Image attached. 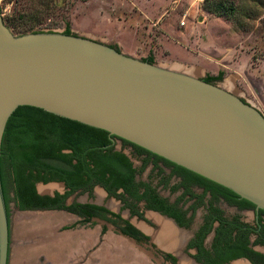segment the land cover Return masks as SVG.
Wrapping results in <instances>:
<instances>
[{
    "label": "water",
    "instance_id": "water-1",
    "mask_svg": "<svg viewBox=\"0 0 264 264\" xmlns=\"http://www.w3.org/2000/svg\"><path fill=\"white\" fill-rule=\"evenodd\" d=\"M19 106L103 129L264 210V114L220 84L75 33L15 35L0 12V156ZM8 253L0 180V264Z\"/></svg>",
    "mask_w": 264,
    "mask_h": 264
},
{
    "label": "rangeland",
    "instance_id": "rangeland-1",
    "mask_svg": "<svg viewBox=\"0 0 264 264\" xmlns=\"http://www.w3.org/2000/svg\"><path fill=\"white\" fill-rule=\"evenodd\" d=\"M0 12L5 24L15 35L35 31L65 33L68 28L70 33L85 34L106 41V36L92 34L102 22L101 17H111L112 22L105 24L108 29L119 28L118 23H115L119 16L132 17L133 20L143 19L146 28L137 37L130 30L121 29L120 33L127 46H132L136 40L139 43V50L133 52L134 57L143 59L152 56L155 63L169 66L179 64L184 68L205 67V72L199 74V78L217 75L222 71V78L213 83L235 93L264 114V0H0ZM114 34L113 31L112 35ZM111 43L120 50L114 41ZM116 148L139 167L140 161L128 146L118 142ZM138 179L150 180L156 184L159 177L147 165ZM49 186L51 188L48 191L40 189ZM36 187L42 194L64 190L62 183L53 181L39 182ZM91 191L90 195L88 192L78 191L69 196L67 202L100 201L112 210L119 211L121 208V214L137 225L152 224L146 217L137 220L134 216H129V210L119 200L108 196L100 186H94ZM160 193L168 196L167 190H160ZM8 194V215L13 233L16 220L23 219L30 213L18 210L12 198V189ZM225 210L227 214L235 213L233 208ZM239 214L243 220L253 221L252 211ZM74 219L67 215V221ZM94 222L93 224H103L102 221ZM105 225L107 230L104 236L111 238L108 244L114 240L121 242L125 249L123 254L130 259L135 258V251L144 252L145 255H139L144 257L142 264H151L148 258L156 252L151 244L134 247L111 224ZM88 226L93 228L91 224ZM256 248L264 251L259 246ZM239 263L241 261L231 264Z\"/></svg>",
    "mask_w": 264,
    "mask_h": 264
},
{
    "label": "trees",
    "instance_id": "trees-1",
    "mask_svg": "<svg viewBox=\"0 0 264 264\" xmlns=\"http://www.w3.org/2000/svg\"><path fill=\"white\" fill-rule=\"evenodd\" d=\"M65 33L70 34L68 28ZM143 59L154 63L152 56ZM222 76L223 72L219 71L217 75H207L204 80L214 82L220 80ZM110 136L116 137L103 129L40 108L19 106L7 122L1 145L0 180L6 210L10 189L14 192L17 206L20 209L29 208L28 203H33L37 197L36 181L44 183L52 180L63 181L71 191L81 187L88 188L97 183L113 194L121 188L123 194L136 201L147 199L149 208L161 210L179 224H185L183 213L166 208L165 202L157 197L155 189L149 183L135 180L137 170L133 167L132 161L122 151L114 150ZM121 140L124 146H133L135 155L145 153L153 156L156 163L162 161L165 165L172 166L173 172L183 178L180 184L172 187L173 190L179 186L188 187L198 183L205 190L210 189L216 195L224 196L231 204H237L240 208L255 207L253 203L240 198L230 189L125 139ZM148 162V159L143 160L139 172ZM162 172L160 169L158 174ZM168 178L169 176L159 178V183L167 185ZM141 188L143 192H140ZM260 212L264 214V210L260 209ZM231 239L227 244L232 242ZM234 241L238 242L234 246V257L252 254L264 257L247 247L246 234L236 236Z\"/></svg>",
    "mask_w": 264,
    "mask_h": 264
},
{
    "label": "flooded vegetation",
    "instance_id": "flooded-vegetation-1",
    "mask_svg": "<svg viewBox=\"0 0 264 264\" xmlns=\"http://www.w3.org/2000/svg\"><path fill=\"white\" fill-rule=\"evenodd\" d=\"M111 45L113 46L114 44ZM114 47L116 48V46ZM110 140L114 150H118L116 148V144L118 142L124 146L120 138L110 136ZM127 146L132 152L134 151L133 146ZM135 156L140 161L139 167L135 166L132 162L133 167L137 170V173L135 174V180L149 183L155 189L154 193L157 195V197L165 202L164 206L166 208H170L171 211L183 213L185 224H179L173 217L162 212L161 210L149 208V202L147 199L136 201L129 195L123 194V190L121 188L117 189L113 194L108 192L101 184L97 183L88 188L81 187L71 191V189L68 188L63 181L52 180L53 182L62 183L64 185V190H56L52 194H42L36 187V185L41 181H36L35 193L37 197L33 203H28L30 207L20 209L17 206L16 201L15 205L18 210L21 211H61L74 217L75 219L73 221H67L61 226L63 230H73L78 227H86L87 229H90L88 224L93 225L94 228L98 225L93 224L95 223L94 221H97L98 223L102 221L104 223L101 225L99 224L100 235L98 236V245L105 242L104 235L107 230L105 225L106 223L111 224L115 231L125 239H130L136 244H150V237L146 236L129 218L124 217L121 214V208L119 211L112 210L107 207V205L96 200H73L71 202H67L69 196L78 191H85L90 195L94 186H100L108 196L116 198L121 202L122 206L129 210V216H136V218L140 220L144 219V214L146 211L158 212L161 215L170 218L173 221L175 227L183 230V232L185 231L184 238L181 237V242L177 246V250L173 249L171 251H160L156 249V252H154V254L148 258L151 264H231L235 261H241L239 264H264V257L257 254H252L251 256H233L234 246L236 243H238L234 241V238L238 235L242 236L244 234H246L248 242L247 247L257 253L264 255V251L256 248V246H259L264 249V214L260 212V209L257 210L255 207L240 208L237 204H231L224 196L216 195L210 189L205 190V188L198 183H193L188 187L179 186L173 190L172 187L174 185L180 184L183 178L182 176L173 172L172 166H167L162 161H157L156 163L153 156H148L145 153L142 155L136 154ZM144 159L149 160L147 165L151 166L152 172H156V175L159 178H162L163 176H169L167 185L159 183V180L156 182V184H154L153 181L150 180L138 179L140 172L146 168L145 167L139 172ZM160 169L163 171V175L158 174ZM160 190H167L168 196L162 195ZM140 192H143L142 188L140 189ZM169 196L173 197L170 198ZM12 198L14 199L13 191ZM8 207L9 204L7 205V215L9 213ZM225 208H233L235 209V213L227 214ZM243 211H252V222H247L242 219L239 212ZM146 220L147 219L145 218L144 221ZM10 236L11 224L9 220L8 261L10 256ZM230 238H232V242L227 244ZM108 239L110 238L106 237L107 241ZM107 241L106 244H108ZM112 244H114V242ZM117 244L119 246V242H117ZM96 248L97 247L94 244L86 251L85 256L89 257L88 254H90V252ZM103 251H106L105 254L107 257L115 254H110L111 252L104 248ZM107 257L103 261L101 259L100 261L97 259V262L99 264H121L118 261L114 262L111 260V258L109 259ZM86 260H89V258Z\"/></svg>",
    "mask_w": 264,
    "mask_h": 264
},
{
    "label": "crops",
    "instance_id": "crops-1",
    "mask_svg": "<svg viewBox=\"0 0 264 264\" xmlns=\"http://www.w3.org/2000/svg\"><path fill=\"white\" fill-rule=\"evenodd\" d=\"M101 21L102 22L99 24L98 29H96L92 34L98 36L103 35V37L106 36L107 41L103 38H94L89 36L90 38L108 43L110 45L112 44L111 42L114 41L122 52L131 56L134 55L133 52L139 50L137 49L139 43L137 42L136 38L134 39L136 40L135 44L132 46L130 45V47L125 44V41L121 38L122 36L120 33L121 29H125L127 31L130 30L131 33L137 37L141 30L146 28V25L143 24V19L137 18L133 20L132 17L119 16L117 17V22H115L116 24L118 23L119 28L115 29H108L105 27V24L112 22L111 17L105 15L101 17ZM170 28L172 30V27ZM113 31L115 33L114 35H116V38L113 37L114 35H112ZM83 36L86 35L84 34ZM113 38L115 39L113 40ZM161 65L184 71L196 77H201L199 74L205 72V67L185 66L184 68V66L181 67L179 64L174 66L165 64ZM27 212L30 214H26L23 219L16 220V225L14 226L15 231L13 230V233L11 229L10 256L8 264H99L97 262L98 260L100 261L101 259L103 261L107 257L105 254L106 251H103V248L111 252L110 254L115 253L114 255L107 257L109 259L111 258V260L114 262L118 261L121 264H142L144 261V257L139 256L141 254L145 255L144 252L137 253L135 251L134 259H130L129 257L127 258V255L123 254L125 249L122 247V243L120 242L118 246V240H114V244H106L107 240L105 237V242L98 245V236L100 235L99 225H97L98 227L95 226L93 229L78 227L73 230H63L61 226L67 222V213L61 211ZM34 213L41 214L36 215ZM46 213H52V215H45ZM144 215L151 221L152 224L150 226H144L142 224L140 226L135 222L133 223L137 225L146 236L150 237V244L155 249L160 251H171L173 249L177 250V246L181 242V237L184 238L185 231L183 232V230L175 227L173 221L170 218L163 216L158 212L146 211ZM134 217L137 219L136 216ZM162 224H164V226H162ZM160 227L162 230H160ZM168 228H171L172 230L170 231ZM161 232H163V234ZM124 240L131 241L130 239ZM131 242L133 243L134 247L145 245L136 244L134 241ZM94 244L97 248L88 254L89 257H86V251ZM87 258H89V260H86Z\"/></svg>",
    "mask_w": 264,
    "mask_h": 264
},
{
    "label": "bare ground",
    "instance_id": "bare-ground-1",
    "mask_svg": "<svg viewBox=\"0 0 264 264\" xmlns=\"http://www.w3.org/2000/svg\"><path fill=\"white\" fill-rule=\"evenodd\" d=\"M49 188H51L50 186L47 188V187H40V189H41V191H48V190H50ZM160 225V224H159ZM162 226H164V224H162ZM168 227V226H167ZM172 227V226H171ZM167 229V228H166ZM170 231L172 230L171 228H168ZM160 230H162V228L160 227ZM159 230V231H160ZM162 234H163V232H161ZM168 236V235H167ZM157 237V236H156ZM163 237V236H162ZM159 238V237H158ZM157 238V239H158ZM171 238V237H170ZM169 238V239H170Z\"/></svg>",
    "mask_w": 264,
    "mask_h": 264
}]
</instances>
